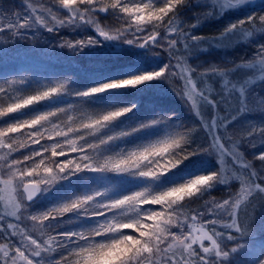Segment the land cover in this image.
Wrapping results in <instances>:
<instances>
[{"label": "snow or ice", "instance_id": "obj_1", "mask_svg": "<svg viewBox=\"0 0 264 264\" xmlns=\"http://www.w3.org/2000/svg\"><path fill=\"white\" fill-rule=\"evenodd\" d=\"M253 4L0 7V65L25 40L46 43L48 61H90L0 71V264H264V2ZM230 9L252 14L194 33ZM244 44L250 54L201 59ZM158 91L184 115L147 106Z\"/></svg>", "mask_w": 264, "mask_h": 264}, {"label": "rangeland", "instance_id": "obj_2", "mask_svg": "<svg viewBox=\"0 0 264 264\" xmlns=\"http://www.w3.org/2000/svg\"><path fill=\"white\" fill-rule=\"evenodd\" d=\"M264 0H254L255 5H259ZM21 0H0V7L3 9H8L9 7H15L17 10L20 9ZM199 5H193L191 8H186L182 13L185 16V19L190 22H195L194 11L199 8ZM253 11H259V8H253ZM251 11L243 10V9H230L224 11L222 15H219L218 18H213L203 22L199 27L194 29V33L198 35H212L216 34L225 28L228 24L235 22L236 20L242 19L248 15H251ZM69 38H72L69 36ZM44 40L50 43H56V39L50 34H45L43 37ZM228 44V41L225 42ZM16 49L21 50V55L16 58L13 63H9L6 65H0V71H15L17 68L31 65L36 68L47 67L48 72L44 73L45 76H48L52 73L60 74L67 73L71 68L74 67H87L90 63L89 58L83 55L78 57H73L71 62L67 60H61L59 62L48 61L43 54V49L47 47L46 43H42L38 41L35 45H33L29 40L18 41L16 45L13 46ZM87 51V50H86ZM56 52L59 53H67V49H56ZM246 52H249L248 46L246 44L242 46H237L235 48H227V49H210L207 53L201 55V59H207L212 62H217L219 59L224 57L228 58H236L241 55H244ZM250 54V52H249ZM155 59V58H153ZM151 60L148 61V64H151ZM67 78V77H62ZM166 87V85H165ZM147 106H156L159 109L164 110H176L181 115H184L183 106L180 102L169 92L158 91L154 95L147 98ZM214 195L220 196L223 195V191L214 192Z\"/></svg>", "mask_w": 264, "mask_h": 264}, {"label": "trees", "instance_id": "obj_3", "mask_svg": "<svg viewBox=\"0 0 264 264\" xmlns=\"http://www.w3.org/2000/svg\"><path fill=\"white\" fill-rule=\"evenodd\" d=\"M230 39H231V38L226 39L225 42L229 41ZM210 49H215V48H209V50H210Z\"/></svg>", "mask_w": 264, "mask_h": 264}]
</instances>
